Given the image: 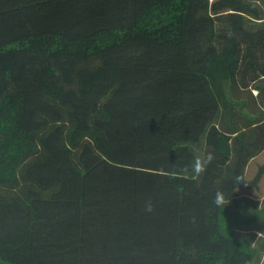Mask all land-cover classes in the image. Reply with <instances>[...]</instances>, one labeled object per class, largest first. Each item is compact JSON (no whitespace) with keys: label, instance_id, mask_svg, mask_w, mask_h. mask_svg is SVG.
<instances>
[{"label":"trees","instance_id":"1","mask_svg":"<svg viewBox=\"0 0 264 264\" xmlns=\"http://www.w3.org/2000/svg\"><path fill=\"white\" fill-rule=\"evenodd\" d=\"M262 150L264 0H0V264H246Z\"/></svg>","mask_w":264,"mask_h":264},{"label":"rangeland","instance_id":"2","mask_svg":"<svg viewBox=\"0 0 264 264\" xmlns=\"http://www.w3.org/2000/svg\"><path fill=\"white\" fill-rule=\"evenodd\" d=\"M251 186H255V182H250ZM250 189H245L243 196L239 199V202L244 199L248 206H254V203L264 201L260 197L253 196L255 198H249L248 193ZM248 208V209H247ZM243 208L240 212L234 209L223 216L222 224L223 230L226 234L235 236L245 242L247 246L252 250V260L246 264H264V223L262 222L261 208ZM259 218V219H258ZM260 220V223H259ZM256 226L255 224H258Z\"/></svg>","mask_w":264,"mask_h":264},{"label":"crops","instance_id":"3","mask_svg":"<svg viewBox=\"0 0 264 264\" xmlns=\"http://www.w3.org/2000/svg\"><path fill=\"white\" fill-rule=\"evenodd\" d=\"M232 99L233 101H229ZM254 102H250V104H237L236 100L233 97H229L227 102H224L222 104V114L229 111L231 115H233L241 124H247V123H257L259 121L258 119L253 118L254 114L260 112L261 110L256 109V107L253 104ZM233 113V114H232ZM264 167V150L260 152L256 157H254L250 162V169L253 171L254 175L257 173L258 169ZM252 175L251 177H254ZM255 181V177H254ZM258 186L256 187H250L249 195L250 197L256 196L261 197L262 200H264V174L260 178V181L258 182ZM255 198V197H254ZM259 208L263 210V213L261 215L262 222L264 223V201H260ZM260 223V220H259ZM258 224H255L256 226H259ZM264 228V225L263 227Z\"/></svg>","mask_w":264,"mask_h":264},{"label":"clouds","instance_id":"4","mask_svg":"<svg viewBox=\"0 0 264 264\" xmlns=\"http://www.w3.org/2000/svg\"><path fill=\"white\" fill-rule=\"evenodd\" d=\"M254 91L255 93L258 92L257 89H255ZM212 159L213 156L211 154H208L206 157H196L192 165V174H193L192 178L194 179L195 177L203 174L207 169V165L212 161ZM183 171L187 172V168H185ZM237 179L239 180L240 178L238 177ZM214 202L217 205H221L225 202L224 195L222 192L217 191ZM152 210H153V205L149 202L146 205V211H152Z\"/></svg>","mask_w":264,"mask_h":264},{"label":"bare ground","instance_id":"5","mask_svg":"<svg viewBox=\"0 0 264 264\" xmlns=\"http://www.w3.org/2000/svg\"><path fill=\"white\" fill-rule=\"evenodd\" d=\"M210 10H211V8H210ZM249 13V12H248ZM218 14V13H217ZM248 15V14H247ZM260 18V17H259ZM258 19V18H257ZM242 20V19H241ZM259 20V19H258ZM231 21H232V19H231ZM243 23H244V21H243ZM230 25V24H229ZM182 84V83H181ZM184 86V85H183ZM136 90V89H135ZM214 92V91H213ZM135 94H136V92H135ZM209 95V94H208ZM138 96V95H137ZM136 96V97H137ZM212 96V95H211ZM140 97V96H139ZM150 97V96H149ZM138 98V97H137ZM139 99V98H138ZM142 99V98H141ZM146 100V99H145ZM146 102V101H145ZM43 131V130H42ZM44 133V132H43ZM42 136H43V134H42ZM37 137V136H36ZM202 146V145H201ZM198 148V147H197ZM119 222V221H118ZM120 223V222H119Z\"/></svg>","mask_w":264,"mask_h":264}]
</instances>
